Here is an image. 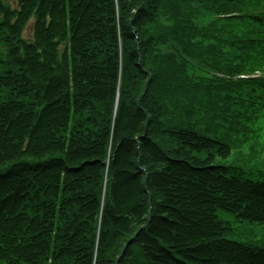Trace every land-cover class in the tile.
Listing matches in <instances>:
<instances>
[{
  "label": "trees",
  "instance_id": "1",
  "mask_svg": "<svg viewBox=\"0 0 264 264\" xmlns=\"http://www.w3.org/2000/svg\"><path fill=\"white\" fill-rule=\"evenodd\" d=\"M263 11L0 0V264H264L229 238L264 232V186L236 176L264 149L216 138L264 86L230 79L264 72Z\"/></svg>",
  "mask_w": 264,
  "mask_h": 264
},
{
  "label": "rangeland",
  "instance_id": "2",
  "mask_svg": "<svg viewBox=\"0 0 264 264\" xmlns=\"http://www.w3.org/2000/svg\"><path fill=\"white\" fill-rule=\"evenodd\" d=\"M29 28H30V26H29ZM26 32V31H25ZM263 123H264V119H263ZM230 159V158H229ZM223 217V219H226L227 217L225 216V215H223L222 216ZM236 225H234V227H235ZM230 238H232V239H236V240H240L237 236H232V237H230Z\"/></svg>",
  "mask_w": 264,
  "mask_h": 264
},
{
  "label": "bare ground",
  "instance_id": "3",
  "mask_svg": "<svg viewBox=\"0 0 264 264\" xmlns=\"http://www.w3.org/2000/svg\"><path fill=\"white\" fill-rule=\"evenodd\" d=\"M254 58V57H253Z\"/></svg>",
  "mask_w": 264,
  "mask_h": 264
}]
</instances>
